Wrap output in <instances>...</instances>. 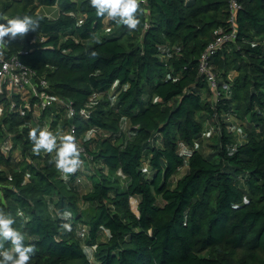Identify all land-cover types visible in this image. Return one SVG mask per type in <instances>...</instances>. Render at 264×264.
Segmentation results:
<instances>
[{
  "label": "trees",
  "instance_id": "1",
  "mask_svg": "<svg viewBox=\"0 0 264 264\" xmlns=\"http://www.w3.org/2000/svg\"><path fill=\"white\" fill-rule=\"evenodd\" d=\"M237 1L236 40L212 58L220 88L230 84L217 96L200 57L230 30V0H139L134 30L97 17L89 0H0L1 19L39 21L5 53L78 113L32 96L38 118L12 108L23 102L6 84L0 95V209L34 246L29 264H264V0ZM37 125L75 127L84 192L55 150L33 151Z\"/></svg>",
  "mask_w": 264,
  "mask_h": 264
},
{
  "label": "clouds",
  "instance_id": "2",
  "mask_svg": "<svg viewBox=\"0 0 264 264\" xmlns=\"http://www.w3.org/2000/svg\"><path fill=\"white\" fill-rule=\"evenodd\" d=\"M89 3L97 17H110L117 23L122 22L129 30L136 29L139 24V0H89ZM38 27L39 21L29 15L4 17L0 19V43L14 40L18 36L23 38L26 33L36 31ZM29 138L36 153L41 150L51 153L55 150V166L62 173H72L80 166V151L72 133L61 135L37 125L30 130ZM61 215L67 220L71 213L65 210ZM15 222L12 214L0 209V242L8 241L11 244L10 248H3L0 244V264H29L35 255L34 246L26 243L25 234L14 227ZM63 226L71 229L70 223Z\"/></svg>",
  "mask_w": 264,
  "mask_h": 264
},
{
  "label": "built area",
  "instance_id": "3",
  "mask_svg": "<svg viewBox=\"0 0 264 264\" xmlns=\"http://www.w3.org/2000/svg\"><path fill=\"white\" fill-rule=\"evenodd\" d=\"M230 2L231 12L228 20L230 23V30L226 31L223 28L218 29L215 38L207 45L200 57V73L206 76L211 86L216 91L217 96L222 95L223 91L228 90L230 87L228 82H224L220 88L217 75L213 71L212 66L213 56L229 43L236 40V13L237 10L240 9L241 4L237 0H230ZM5 48V42L0 43V95L3 92L2 86L6 84L11 93H19L23 102L18 105L19 103L12 101V108H18L21 113L25 112V108H34L33 114L39 118L42 112V106H52L58 102H64L69 115L71 117L77 116V110L74 108L71 101H64L59 96L50 93L48 91L50 82L44 77H39L37 71L26 64L19 54L7 55L5 53ZM32 96L41 100V107L32 103ZM80 114L86 117L89 116V112L84 108L81 109ZM46 128L51 130L50 125H47ZM66 132L74 135L80 153L86 155V149L80 143L75 127L71 126L64 133ZM234 150L235 148L233 147L232 151Z\"/></svg>",
  "mask_w": 264,
  "mask_h": 264
},
{
  "label": "rangeland",
  "instance_id": "4",
  "mask_svg": "<svg viewBox=\"0 0 264 264\" xmlns=\"http://www.w3.org/2000/svg\"><path fill=\"white\" fill-rule=\"evenodd\" d=\"M50 10H52V11H50ZM57 10H58V8H44V9H40L39 10V12H41V13H46V14H48L49 16H51V17H54V16H56L57 15ZM44 11H47V12H44ZM49 11V12H48ZM238 74V72H237V70H233V71H231L230 73H229V78L231 79V80H233L234 79V77L236 76ZM7 92H8V94H10V92L8 91V89H7ZM113 93V95H114V90L112 91ZM10 95H12V93L10 94ZM1 112V111H0ZM239 131H241V130H239ZM87 134H89V135H92V132H88ZM209 134L210 135H213V134H215L214 133V130L212 131V129H210L209 130ZM85 138H88V136H84ZM2 142H4V140H2L1 141V143ZM209 150V149H208ZM87 163V162H86ZM77 170H79V172H81L83 175H84V179L81 181L82 182V191L84 192L85 191V189H87L88 187H90L91 186V180L89 179V177H88V175H89V171H90V167H88L86 164H85V161H81V163H80V166L75 170V172L77 171ZM82 176H79V179L81 180L82 178H81ZM88 177V178H87ZM131 208L133 209V210H135V211H137V204L135 203V200L134 199H132L131 200Z\"/></svg>",
  "mask_w": 264,
  "mask_h": 264
},
{
  "label": "crops",
  "instance_id": "5",
  "mask_svg": "<svg viewBox=\"0 0 264 264\" xmlns=\"http://www.w3.org/2000/svg\"><path fill=\"white\" fill-rule=\"evenodd\" d=\"M58 8V7H56V6H53V7H44V6H41L40 8H39V10L40 9H44V8ZM50 11H52V10H50ZM44 12H47V11H44ZM49 12V11H48ZM57 12H58V10H57ZM44 14H46V13H44ZM58 14V13H57ZM46 15H48V14H46ZM49 16V15H48ZM57 16V15H56ZM55 17V16H54ZM2 88H3V92H4V85L2 86ZM8 91L10 92V90L8 89ZM2 92V93H3ZM11 93V92H10ZM2 105H0V111L2 112ZM1 112H0V114H1ZM132 199H134L135 200V203L137 204V208H138V204H139V201H138V199L137 198H132ZM131 199V200H132ZM135 211V210H134ZM136 213H138V209H137V211H135Z\"/></svg>",
  "mask_w": 264,
  "mask_h": 264
}]
</instances>
